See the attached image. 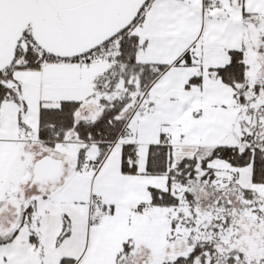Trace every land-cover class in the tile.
I'll use <instances>...</instances> for the list:
<instances>
[{
  "label": "snow or ice",
  "instance_id": "snow-or-ice-1",
  "mask_svg": "<svg viewBox=\"0 0 264 264\" xmlns=\"http://www.w3.org/2000/svg\"><path fill=\"white\" fill-rule=\"evenodd\" d=\"M0 264H264V0H0Z\"/></svg>",
  "mask_w": 264,
  "mask_h": 264
}]
</instances>
